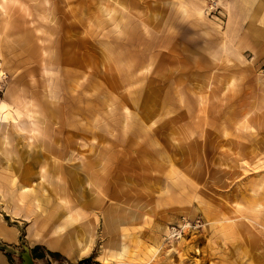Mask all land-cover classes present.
Instances as JSON below:
<instances>
[{
  "label": "rangeland",
  "instance_id": "rangeland-1",
  "mask_svg": "<svg viewBox=\"0 0 264 264\" xmlns=\"http://www.w3.org/2000/svg\"><path fill=\"white\" fill-rule=\"evenodd\" d=\"M24 247L264 264V0H0V264Z\"/></svg>",
  "mask_w": 264,
  "mask_h": 264
},
{
  "label": "water",
  "instance_id": "water-1",
  "mask_svg": "<svg viewBox=\"0 0 264 264\" xmlns=\"http://www.w3.org/2000/svg\"><path fill=\"white\" fill-rule=\"evenodd\" d=\"M21 258L23 260L22 264H35V260L27 247H24V251L21 253ZM85 260L80 261L79 264H84Z\"/></svg>",
  "mask_w": 264,
  "mask_h": 264
},
{
  "label": "crops",
  "instance_id": "crops-1",
  "mask_svg": "<svg viewBox=\"0 0 264 264\" xmlns=\"http://www.w3.org/2000/svg\"><path fill=\"white\" fill-rule=\"evenodd\" d=\"M11 235H12L13 240H14L15 237H17V234H14V233H13V234H10V235H8V236L11 237Z\"/></svg>",
  "mask_w": 264,
  "mask_h": 264
},
{
  "label": "bare ground",
  "instance_id": "bare-ground-1",
  "mask_svg": "<svg viewBox=\"0 0 264 264\" xmlns=\"http://www.w3.org/2000/svg\"><path fill=\"white\" fill-rule=\"evenodd\" d=\"M9 240H13V238H12V235H11V237L9 236V238H8Z\"/></svg>",
  "mask_w": 264,
  "mask_h": 264
}]
</instances>
